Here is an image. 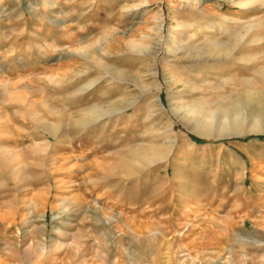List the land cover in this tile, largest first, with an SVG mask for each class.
Segmentation results:
<instances>
[{"label":"rangeland","instance_id":"374dc122","mask_svg":"<svg viewBox=\"0 0 264 264\" xmlns=\"http://www.w3.org/2000/svg\"><path fill=\"white\" fill-rule=\"evenodd\" d=\"M0 264H264V0H0Z\"/></svg>","mask_w":264,"mask_h":264},{"label":"bare ground","instance_id":"6f19581e","mask_svg":"<svg viewBox=\"0 0 264 264\" xmlns=\"http://www.w3.org/2000/svg\"><path fill=\"white\" fill-rule=\"evenodd\" d=\"M102 115V114H101ZM241 115V114H240ZM239 116V115H238ZM236 120V119H235ZM254 123V122H253ZM253 125V124H252ZM259 126L257 122L254 123V127ZM237 131V130H236ZM235 132V131H234ZM229 135H232V133H229Z\"/></svg>","mask_w":264,"mask_h":264}]
</instances>
